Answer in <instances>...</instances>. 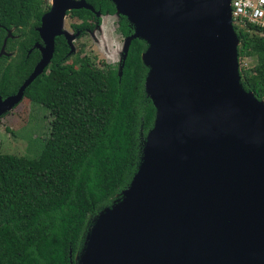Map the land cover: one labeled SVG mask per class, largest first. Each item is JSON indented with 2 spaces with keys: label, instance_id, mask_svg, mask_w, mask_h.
<instances>
[{
  "label": "water",
  "instance_id": "water-1",
  "mask_svg": "<svg viewBox=\"0 0 264 264\" xmlns=\"http://www.w3.org/2000/svg\"><path fill=\"white\" fill-rule=\"evenodd\" d=\"M109 1L133 28L120 69L131 40L148 46L155 120L137 173L94 219L74 263L264 264V102L240 84L231 0ZM80 9L100 16L85 0H53L38 29L41 59L0 97V118L51 63L57 37L74 53L63 24Z\"/></svg>",
  "mask_w": 264,
  "mask_h": 264
},
{
  "label": "trees",
  "instance_id": "trees-1",
  "mask_svg": "<svg viewBox=\"0 0 264 264\" xmlns=\"http://www.w3.org/2000/svg\"><path fill=\"white\" fill-rule=\"evenodd\" d=\"M85 1L102 16L116 14L109 0ZM43 5V0H0V49L8 31L22 33L7 39V52L19 49L12 63L4 66L6 57H0L2 98L16 94L39 60L37 51L27 52L38 40L34 28ZM68 15L83 26L96 22L90 10ZM119 18V32L131 37L132 26ZM233 28L240 84L264 102V36L251 24ZM147 48L133 39L121 69L94 67L79 57L67 64L69 48L63 37L55 39L51 72L38 76L23 97L49 110L48 136L34 158L0 154V264H75L92 219L129 187L155 120L144 87L149 69L141 56ZM251 57L256 65L240 66Z\"/></svg>",
  "mask_w": 264,
  "mask_h": 264
},
{
  "label": "rangeland",
  "instance_id": "rangeland-1",
  "mask_svg": "<svg viewBox=\"0 0 264 264\" xmlns=\"http://www.w3.org/2000/svg\"><path fill=\"white\" fill-rule=\"evenodd\" d=\"M50 2L52 0H47L45 5L49 6ZM117 18V14L100 16L101 23L94 30V39L87 36L77 40L73 45L81 53L80 49L84 44L85 50L82 54L92 59L97 67H101L102 64L120 67L122 63L126 39L118 32ZM73 23L79 22L66 15L63 29L70 33V25ZM76 57H78L77 54L70 55L66 63L71 64ZM256 62V58H244L240 66L252 68ZM50 78L52 81H57L58 75L50 73ZM50 121L51 116L48 109L33 105L23 98L20 104L0 118V154L36 157L48 136ZM80 255V253L77 254V262H79Z\"/></svg>",
  "mask_w": 264,
  "mask_h": 264
},
{
  "label": "flooded vegetation",
  "instance_id": "flooded-vegetation-1",
  "mask_svg": "<svg viewBox=\"0 0 264 264\" xmlns=\"http://www.w3.org/2000/svg\"><path fill=\"white\" fill-rule=\"evenodd\" d=\"M47 2V0H43V3H44V5H43V14H42V16H41V18H40V22H39V25L38 26H36L34 29H35V31L37 32V37H38V40L36 41V42H34V44H33V46L31 47V49L30 50H28V52H27V54L29 55L31 52H33V51H37L38 52V54H39V60L36 62V64L33 66V69H32V71L34 70V68H35V66L37 65V63L40 61V59H41V55H42V53H41V50H40V48L39 47H44V43H43V41H42V39L40 38V34H39V32H38V29L40 28V26H41V23H42V18H43V16L44 15H46L49 11H50V9H51V4H52V2H50V4H49V6H47V5H45V3ZM97 12V11H96ZM69 13V12H68ZM68 13L66 14V15H68ZM100 13V12H99ZM94 15H95V13H93ZM115 15V14H114ZM70 16V15H69ZM100 16H102L101 15V13H100ZM100 16H97V15H95V17H96V22L95 21H92V20H88V22H87V26H83V24H82V21H80V20H78V22L79 23H73V24H71L70 25V35L71 36H75L76 38H75V40L72 42V44L74 45V43L75 42H77V40H79V39H82V38H84V37H90L91 36V38H93L94 39V30H95V28H97V27H99V25H100V23L98 22L99 20H100ZM107 16H113V15H107ZM116 22L118 23V27L120 26V24H119V22H120V18H119V16H118V18L116 19ZM74 26H78V27H74ZM94 26V27H93ZM93 27V28H92ZM92 28V29H91ZM118 32H119V29H118ZM120 33V32H119ZM22 33H18L16 36H12V31H8V33H7V37L4 39V41H3V45H2V47H1V49H0V57H2V56H4V57H6V60H5V62H3L2 64H4V66H9V64H11L12 63V59H14L15 58V56H17L18 54H19V52H18V48H16L15 50H11V51H6V49H5V45H6V42H7V39L8 38H12L13 40H17L19 37H21L22 35H21ZM121 34V33H120ZM121 36L123 37V38H125V39H128L129 37H124L122 34H121ZM62 37V36H61ZM64 40H65V38H63ZM65 42H66V44H67V41L65 40ZM67 46H68V48H69V52H68V54H67V58H69L70 56H69V53H70V46L67 44ZM74 47V53L73 54H77L78 55V57H79V59H82L84 62H88L90 65H93L94 67H96L95 65H94V63H93V60L92 59H88V58H86V56L85 55H83L82 53V51H84L85 50V47H84V44H83V47H82V49H80V51H81V53L78 51V49H77V47H75V46H73ZM4 49V54L3 55H1V51ZM50 66H51V63L47 66V68L44 70V72L43 73H45V72H51V69H50ZM32 71H31V73H32ZM30 73V74H31ZM29 74V75H30Z\"/></svg>",
  "mask_w": 264,
  "mask_h": 264
},
{
  "label": "built area",
  "instance_id": "built-area-1",
  "mask_svg": "<svg viewBox=\"0 0 264 264\" xmlns=\"http://www.w3.org/2000/svg\"><path fill=\"white\" fill-rule=\"evenodd\" d=\"M230 5L233 26L251 24L264 36V0H231Z\"/></svg>",
  "mask_w": 264,
  "mask_h": 264
},
{
  "label": "bare ground",
  "instance_id": "bare-ground-1",
  "mask_svg": "<svg viewBox=\"0 0 264 264\" xmlns=\"http://www.w3.org/2000/svg\"><path fill=\"white\" fill-rule=\"evenodd\" d=\"M52 3H53V0H52ZM129 194H130V191H128V190L125 191V192H123V195H124V196H129Z\"/></svg>",
  "mask_w": 264,
  "mask_h": 264
}]
</instances>
